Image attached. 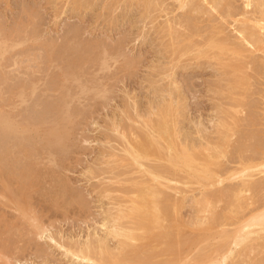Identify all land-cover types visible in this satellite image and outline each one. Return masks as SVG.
I'll use <instances>...</instances> for the list:
<instances>
[{"label":"rangeland","instance_id":"374dc122","mask_svg":"<svg viewBox=\"0 0 264 264\" xmlns=\"http://www.w3.org/2000/svg\"><path fill=\"white\" fill-rule=\"evenodd\" d=\"M247 38L264 46V7L252 0H222L214 9L203 0H0V121L43 131L35 135L17 125L16 132L7 131L0 123V180L5 171L8 176L17 170L16 184L7 178L11 190L23 188L25 175L31 181L24 186L35 185L23 202L31 217L25 220L2 190L6 178L0 182V264H91L72 251L102 244L117 252L121 241L140 246L144 240L127 239L145 227L140 218V226L133 225L132 186L159 189L167 198L160 204L170 224L158 231V242L146 245L159 254L154 263L192 264L220 245L216 232L231 233L263 209L264 188L255 195L241 192L242 210L226 197V204L215 201L212 211L194 203L203 192L264 182V166L235 175L243 169L240 153L251 157L258 145L262 152L256 154L264 153V47ZM220 119L235 137L219 136ZM166 122L176 147L162 134L158 151L134 163L132 149L142 134L155 138L152 126ZM184 145L197 152L191 164L197 178L169 166ZM214 149L218 165L204 176ZM24 150L32 163L25 161ZM166 167L168 178L152 180L154 168ZM216 177L223 181L216 183ZM214 214L222 224L205 228ZM36 224L44 229L42 236L32 229ZM259 234L261 239L252 234L256 239L244 242L246 247L264 242ZM183 237L194 240L184 251ZM165 241L181 256L168 253ZM2 243H12V249ZM238 247L234 252L243 250ZM261 252L250 249L238 257L236 251L226 264H261Z\"/></svg>","mask_w":264,"mask_h":264},{"label":"bare ground","instance_id":"6f19581e","mask_svg":"<svg viewBox=\"0 0 264 264\" xmlns=\"http://www.w3.org/2000/svg\"><path fill=\"white\" fill-rule=\"evenodd\" d=\"M204 2H206V4L211 8V9H214V8H216V6L222 1V0H203ZM255 4H256V6H257V8L259 7V8H261V7H264V0H252ZM183 2H181V4H182ZM149 5V4H148ZM247 40L249 41V40H251L250 38H247ZM251 42L253 43V46H260V45H262V47H264L263 46V44H262V42H260V41H252L251 40ZM257 47H255V48H257ZM262 47H259V49L261 48V49H263ZM101 60V59H100ZM96 64V63H95ZM263 64H264V62H263ZM235 65V64H234ZM108 66V65H107ZM238 66V64H236V66L235 67H237ZM239 66H241V65H239ZM87 67V66H86ZM85 67V68H86ZM76 75V74H75ZM83 76V75H82ZM96 77V76H95ZM88 78V77H87ZM39 80H41V79H39ZM45 81V80H44ZM98 81V80H97ZM44 83V82H43ZM44 85V84H43ZM72 85V84H71ZM90 86V85H89ZM94 87V86H93ZM20 90V89H19ZM26 90V89H25ZM85 90V89H84ZM61 93V92H60ZM19 94H21V93H19ZM34 95V94H33ZM82 97V96H81ZM68 101V100H67ZM66 101V102H67ZM89 101V100H88ZM170 105V104H169ZM171 107V106H170ZM249 108H251V107H249ZM164 110H166L165 108H164ZM171 110V109H170ZM177 110H178V108H177ZM253 110V109H252ZM168 111V110H167ZM250 111V110H249ZM162 112V111H161ZM165 112V111H164ZM170 112V111H169ZM258 113V112H257ZM167 114V113H166ZM4 115V114H3ZM2 115V116H3ZM253 116V115H252ZM4 117V116H3ZM233 117V116H232ZM256 117H257V115H256ZM240 118V117H239ZM252 118V117H251ZM232 119H234V124L235 123H239V119L235 116V117H233ZM253 119V118H252ZM254 119H255V116H254ZM221 121H222V119H220ZM219 120V121H220ZM262 120V119H261ZM220 121V122H221ZM241 121L242 120H240V123H241ZM253 123H254V121H257V119L256 120H251ZM163 122H165V121H163ZM247 122V121H246ZM257 122H259V121H257ZM0 123H2L1 125H4L3 126V128L4 129H6L7 130V128H9L10 130L12 129V130H14L15 129V132H16V128H15V126L17 125V124H19V123H17L16 125H14L12 122H10L9 121V119L8 120H2V121H0ZM151 123V122H150ZM249 123H250V118H249ZM21 124V123H20ZM20 124H19V126H20ZM23 124H25V123H23ZM246 124H248V123H246ZM245 124V125H246ZM0 125V126H1ZM153 125V124H152ZM155 125V124H154ZM152 126L153 128L152 129H154L152 132H154V133H157V136L154 138V136L152 135H150V134H147V135H143V134H145V133H143L142 134V138H141V141L138 143L137 142V144L135 145V147L133 148V147H131V149L133 150L132 152H133V156H132V161L134 162V163H138V160H137V158H139V157H143V156H147V155H150L151 153H153L154 152V150H156V152L158 151L157 150V148L155 147L156 145H157V141H158V138H162L161 137V135L162 134H165V135H167L169 138H170V145L174 148V147H176V143L171 139V137L173 136L172 135V132H171V128H170V126H169V124L166 122L165 124L163 123V124H161L160 125V127L159 126ZM157 125V124H156ZM159 125V124H158ZM162 125H164V126H162ZM257 125H258V123H257ZM18 126V125H17ZM16 126V127H17ZM18 126V127H19ZM22 126V125H21ZM24 126V125H23ZM19 127L20 129H22V130H27V131H30V133L31 134H38L39 132V134H43V131L41 130L40 131V129L38 128V127H36V126H32L31 127V125H25V126H27V127ZM219 126H220V128H219ZM240 126V125H239ZM250 126H251V123H250ZM2 127V126H1ZM17 127V129H19ZM31 127V128H30ZM36 127V128H35ZM173 128H175V127H173ZM218 128L219 129H222L223 131H221V133L219 134V132H218V129H217V132H218V134H219V136H223V137H229L228 135H229V133H228V131H230L229 129H228V125H226V123L224 122V121H222L220 124L218 123ZM9 129L7 130V131H9ZM148 130V129H147ZM19 131V130H18ZM14 132V131H13ZM20 132H21V130H20ZM42 132V133H41ZM174 132V131H173ZM244 132H245V130H244ZM253 132V131H252ZM256 132V131H255ZM47 133H49V132H47ZM51 133H53V131L51 132ZM175 133V132H174ZM232 133V132H231ZM140 134V133H139ZM257 134H258V132H257ZM172 135V136H171ZM241 135H243V134H241ZM245 135V134H244ZM249 135V134H248ZM141 136V135H140ZM139 136V137H140ZM232 136V138H233V136L234 135H231ZM254 135H252V137H253ZM262 136V135H261ZM235 137V136H234ZM240 137V136H239ZM243 137H245V136H242V139H243ZM247 138L249 137V136H246ZM257 137V136H256ZM219 138H222V137H219ZM229 138H231V137H229ZM231 138V139H232ZM255 138V137H254ZM260 138V137H259ZM241 139V140H242ZM246 139V138H245ZM244 139V140H245ZM257 140H258V138H256ZM143 140V141H142ZM235 140H236V138H235ZM238 140H240V139H238ZM248 140H250V137H249V139H247V141H246V143L248 142ZM255 140V139H254ZM253 140V141H254ZM256 140V141H257ZM234 141V140H233ZM22 142V141H21ZM231 142V141H230ZM243 141H241V143L240 142H238V144L240 145V146H242L243 144H244V142L242 143ZM255 142V141H254ZM253 142V143H254ZM229 143V139H228V141H227V144ZM233 143V142H232ZM235 143V142H234ZM258 143V142H257ZM242 144V145H241ZM249 144H250V142H249ZM248 144V145H249ZM245 145V144H244ZM243 145V146H244ZM250 146H252V145H249V147ZM254 146H255V144H254ZM254 146H252V149L254 150L255 149V147ZM260 145H258V147H259ZM248 147V146H247ZM254 147V148H253ZM258 147H256V149L259 151V148ZM217 148V147H216ZM237 148V147H236ZM262 148V147H261ZM249 149H251V148H249ZM251 149V152L252 153H254V151ZM20 150V149H19ZM23 150V149H22ZM29 150V149H28ZM216 150H218V149H216ZM215 149L213 150V152L212 153H208V156H207V160H206V163H205V165H206V167H204L203 168V172H204V176H208V173L210 172L211 174H213L212 172H213V169L214 168H216L217 166L216 165H218L216 162V156H215V153L214 152H217ZM240 150V149H239ZM256 150V151H257ZM263 150V149H262ZM14 151V150H13ZM21 151V150H20ZM20 151L19 152H17V154H19L20 153ZM241 151H246L245 149H242ZM249 151V150H248ZM257 151V152H258ZM23 152V151H22ZM21 152V155L23 154ZM24 152H27V151H25L24 150ZM257 152H255V154H253V155H256V156H259V154L257 155L256 153ZM260 152H262L261 150L259 151V153ZM264 152V151H263ZM11 153H12V151H11ZM10 153V154H11ZM28 153V154H27ZM26 153V156H24L23 155V157H24V159H27V160H25V161H29L30 159H31V155L32 154H30V152H27ZM236 153H238V151L236 152ZM239 153H240V151H239ZM7 154H9V153H7ZM10 154H9V157H10ZM129 154H130V156H131V152H129ZM243 154H246V153H240L239 155V159H241V161H239L240 162V164H242V170H240V172L239 171H237L236 173H235V175H238V177H239V175H241V174H243V172H245L246 170H248V169H250V168H258V167H263L264 166V153H261L260 154V156L259 157H254V159L252 158V156L250 157V154H249V157H248V155H247V157L244 155L243 156ZM248 154V153H247ZM20 155V156H21ZM27 155H30V157H28L27 158ZM34 155V154H33ZM194 155H197V152L195 151V150H193L192 148H190L188 145H184L183 146V151L181 152V153H178V152H175V156L173 157L174 158V160L172 161H170V163H169V166L171 165V163H172V168L175 170H177L178 168H182L181 170L180 169H178V170H180V171H183V173L185 172V174H186V176L188 177V178H191V179H194V178H197V174H196V172H195V170H194V168L191 166V164H192V162H193V158H194ZM238 155V154H237ZM7 157H8V155H7ZM12 157V156H11ZM246 157V159H244ZM0 158H3V157H0ZM9 159V158H8ZM23 159V160H24ZM34 159V158H33ZM33 159H31L32 161H33ZM10 160V159H9ZM20 160H22V157H21V159ZM22 160V161H23ZM255 160H257V161H255ZM0 161H2L1 159H0ZM4 162H5V160H3ZM39 161V160H38ZM246 161V163H244ZM29 162H31V161H29ZM28 162V163H29ZM25 163V162H24ZM27 163V165H29ZM32 163V162H31ZM31 163H30V165H31ZM24 165V164H23ZM26 165V164H25ZM29 165V166H30ZM26 167H28V166H26ZM140 167H141V165H140ZM10 168V167H9ZM31 168H33V167H31ZM36 168V167H35ZM264 168V167H263ZM11 169L12 170H14V168H10V169H7L8 170V172L9 171H11ZM38 169V168H37ZM218 169V168H217ZM216 170V169H215ZM214 170V171H215ZM15 171V170H14ZM14 171H12V174H13V176L16 174V178H14L13 176H12V174H11V172H10V174L7 176V173H6V171L4 172L5 173V175H6V177H3L2 178V175H1V178L2 179H4V178H6V179H4L5 181H7V182H5L3 185H4V188L5 189H2L3 190V192H9L8 193V199L9 200H11V201H15L16 203H15V206H16V212H18L19 214H18V216L20 215L22 218H24L25 220H27V219H30L31 220V217H29L30 216V214H29V216L26 214V212H28V211H26L25 210V207L23 206V202H24V200L27 198V194H29V193H27L28 192V189L30 188H34V186L35 185H33V184H26V185H29V186H27L26 187V185L24 186V182L27 180V181H31V180H28V179H26L27 177H26V175L25 176H23L25 179L23 180V182H22V187L23 188H21V185H17V187H19L18 189L19 190H17V191H19V192H17L16 191V189L14 188V190L17 192V193H19L20 195H16V193H14V192H12V191H14V190H11V188L12 187H10V186H12V184H10L9 185V181H11V183L12 182H16V180H17V173H16V171L14 172ZM28 171H29V169H28ZM261 171V170H260ZM38 172V171H37ZM15 173V174H14ZM21 173V172H20ZM152 173H154L155 175H153V174H151V176L153 177L152 178V180H156V179H159V178H168L169 176H170V168L169 167H166V168H154L153 169V171H152ZM246 173V172H245ZM262 173V172H261ZM27 174V173H26ZM29 174V173H28ZM234 174V173H233ZM4 175V174H3ZM10 175L13 177V179L12 178H10ZM30 175L32 176V174L30 173ZM34 176V175H33ZM231 176H233L234 177V175H230V178H232ZM244 176V175H243ZM243 176H241V177H243ZM227 177V176H226ZM7 178L9 179V181L7 180ZM21 178V177H20ZM217 178V177H216ZM220 180H219V179ZM216 180V183H221L222 181H221V178L220 177H218ZM236 178V177H235ZM0 180V182H3V180ZM10 179H12V180H10ZM16 179V180H15ZM23 179V178H22ZM30 179H32V178H30ZM15 180V181H14ZM19 180V179H18ZM262 182V181H261ZM13 183V184H14ZM24 183V184H23ZM29 183H33V180H32V182H29ZM39 183V182H38ZM16 184V183H15ZM242 184V185H241ZM240 185V188H234V190H231L230 189V191H228V192H226V193H222V192H225V191H218V192H214V193H212V192H203L202 194H201V196L199 197V200L197 199L194 203L196 204V205H198L200 208H206V207H204V205L205 206H208L207 208H211V209H208V210H211L212 211V207L214 206L213 204L215 203V201H217L218 203H219V201L220 200H223L222 202L220 201V203H225L226 204V202H225V198L224 197H226V200L228 199V200H230V202H228L229 204H233V203H235L233 206L235 207L236 206V208H237V206L241 209L242 207H241V205H242V201H243V199L245 198V196L244 195H242L241 194V192H248L249 194L250 193H252L253 195H255L254 193L256 192V194H257V191L259 192V190H262L263 188H264V185H262V184H264V182H262V184L261 183H255V182H250V180H247L246 182H243L242 181V183H241ZM2 185V184H1ZM2 185V186H3ZM33 187H32V186ZM16 187V188H17ZM41 187V186H40ZM36 188V187H35ZM29 189V191L31 192V190ZM132 189H133V191L132 192H134V193H136L137 194V197H136V199L135 200H133V207H132V209H131V211H132V215H133V218H134V227L136 228V227H139L140 226V223H138V222H136L137 221V219L138 218H140V220L142 221V222H145V227H144V230H143V232H142V234H139V235H130V236H128L127 237V239L129 240V239H131V241L132 240H134V241H142V240H144V242L142 241V243H143V245H142V243H140L141 245L139 246V245H136L135 244V246H133L132 244H129V243H131V242H129V243H127L126 241H121L120 243H119V246H118V249H117V252H111V251H108L102 244H98L94 249H92V247L90 246V245H88V246H86L84 249H82V248H80V249H78L77 251H75V250H71L72 251V255L73 256H75V257H79V258H81V260L83 261H87V262H90L91 264L93 263V264H168V262H161V263H157V262H155L154 263V260L152 259V257L154 256H158L159 254H156V253H153V254H151V252H154V250H152L151 252H150V254H148L149 252L147 251V248L149 249V245H152L149 241H153V240H155V242H158V239H159V233H158V231L159 230H161V229H164L168 224H170V222L168 221V217H167V211L164 209V208H162L161 207V204L160 203H162V202H165L166 200H167V198H166V196H163L164 194H162V192H161V190H159V189H152V188H148L147 190H145V191H141V190H138L137 188H135L134 186H132ZM130 190V189H129ZM4 193V194H5ZM31 194V193H30ZM245 194V193H244ZM247 194V193H246ZM244 196V198L242 199V196ZM248 195V194H247ZM28 196H30V195H28ZM26 197V198H25ZM229 197V198H228ZM256 197V196H255ZM230 198H232V200L230 199ZM250 198H251V196H250ZM253 198V197H252ZM166 199V200H165ZM256 199V198H255ZM27 200V199H26ZM165 200V201H164ZM245 200V199H244ZM21 201V202H20ZM232 201V202H231ZM235 201V202H234ZM19 202V203H18ZM26 202V201H25ZM244 202V201H243ZM247 204V203H246ZM262 204V203H261ZM12 205V204H11ZM14 205V204H13ZM30 205V204H29ZM163 206H165L164 205V203L162 204ZM210 205V206H209ZM211 205H213L212 207H211ZM228 206V205H227ZM232 206V205H231ZM166 207V206H165ZM258 207V206H257ZM261 207V206H260ZM206 208V209H207ZM233 208V207H232ZM15 209V208H14ZM30 209V208H29ZM240 209H238V210H240ZM168 210V209H167ZM235 210V209H234ZM242 210V209H241ZM236 211H237V209H236ZM169 213H170V211H169ZM232 213V212H231ZM217 214V213H216ZM216 214H214V216L213 217H211L210 219H208L207 220V222H206V225H205V228H209L210 227V225L213 223V224H216V223H218V221L220 222H222V220H221V218L222 217H220V220H218L219 218H217L216 217ZM244 214V213H243ZM31 215H32V213H31ZM219 215V214H218ZM252 215V214H251ZM33 216V215H32ZM168 216H169V214H168ZM221 216V215H220ZM234 216V215H233ZM33 219H32V221L34 220V217H32ZM239 219V218H238ZM36 220V219H35ZM168 221V222H167ZM27 222V221H26ZM29 222V221H28ZM33 222H36V221H33ZM220 222V223H221ZM31 223V222H30ZM30 223H28V224H30ZM220 223H219V226H220ZM230 223V222H229ZM27 224V225H28ZM33 224V223H32ZM222 224V223H221ZM239 225V226H238ZM237 225V229H235V227H234V231L233 232H226V231H224V230H222V231H218V233L216 232V236L221 240L220 242V245H218L217 247L215 246V248L214 249H211V253H210V251H209V253H207V254H209V255H204V256H200L199 258L197 257L196 259L197 260H195L194 261V263H192V264H226V261L227 260H229V257H231L232 258V255L233 254H236V251H237V254L239 253V256L238 257H244L245 255H246V253L250 250V249H256V250H261L262 252L261 253H263L264 252V242H262L261 243V241H260V244H255V245H252V246H250V247H246V244L244 243V242H249V241H251V239L253 240V238L252 237H254V236H252L251 238H250V236L252 235V234H255V236H257V233L259 234V232H260V234H264V232H262L261 233V231H264V207H263V209H261V210H259L258 212H256V213H254L251 217H248V219H245V220H243L241 223H239ZM198 226H199V224H198ZM221 226H223V225H221ZM31 227H32V229H34V231H35V234L37 235V236H42L43 235V233L45 232L44 231V229H42L41 228V225H39V224H36V225H31ZM203 227V226H202ZM259 228V232H257V233H255L254 232V228H256L257 229V231H258V228ZM7 228V227H6ZM156 228H157V230H156ZM31 229V230H32ZM202 229V228H201ZM29 230V229H28ZM253 230V231H252ZM33 231V230H32ZM256 231V230H255ZM32 233V232H31ZM259 234V235H260ZM10 236V235H9ZM186 235H184V237H185ZM161 237V236H160ZM183 237V240L184 239H186V241L184 240L183 241V245L181 246V250H183L184 251V249H182V248H185L186 246H184V245H189V244H191V242H193L194 240L193 239H191L190 238V240H193V241H190L189 240V238L187 237V238H184ZM260 237V236H259ZM258 236H257V239L258 240H260L261 238H259ZM11 238V237H10ZM51 240H53L51 237H49ZM158 238V239H157ZM166 238V241L167 242H169V239H170V243L172 244V242L171 241H173L171 238H169V237H165ZM164 238V239H165ZM167 238H169L168 240H167ZM249 238V239H248ZM262 238H263V236H262ZM156 239H157V241H156ZM189 241H188V240ZM218 239V240H219ZM254 239H256V237H254ZM264 239V238H263ZM262 239V240H263ZM247 240V241H246ZM165 241V243L167 244V246H169L168 244L169 243H167ZM7 242V241H6ZM137 242V243H138ZM149 242V243H148ZM186 242V243H185ZM187 242H190L189 244L187 243ZM8 244V246L10 245V243H7ZM7 244L5 243V245L2 243V247H6L7 246ZM25 244V243H24ZM148 244V245H147ZM155 244V243H154ZM153 244V246L152 247H154L155 248V245ZM174 244V243H173ZM245 244V246H244V248L243 247H240V246H243ZM11 245H12V243H11ZM11 245L9 246L10 248H11ZM13 245H15V244H13ZM21 245V244H20ZM133 247H132V246ZM146 245L148 246L147 248H146ZM174 246V245H173ZM173 246H169V247H166V251H168V253L170 252V254L172 253V255H173V257H174V255H175V257L179 254V250H177L176 252H174L173 250L174 249H172V248H174ZM239 246V247H238ZM151 247V246H150ZM214 247V246H213ZM236 247H238V249H243V250H236L235 252H234V249L236 248ZM246 247V248H245ZM7 249H8V247H6ZM15 249L17 248V246L16 247H14ZM14 248H13V250H14ZM23 248V247H22ZM144 248H146V249H144ZM2 249V248H1ZM5 249V248H4ZM12 249V248H11ZM21 249V248H20ZM3 250V249H2ZM187 250V249H186ZM4 251V250H3ZM145 251H147V252H145ZM242 252V253H240V252ZM234 252V253H233ZM164 253V252H163ZM182 253V252H181ZM155 254V255H154ZM253 254H254V252H253ZM131 255H133V256H135V258L134 259H132V257L133 256H131ZM163 255V254H162ZM171 255V256H172ZM180 255V254H179ZM179 255L177 256V258L179 257ZM131 256V257H130ZM181 256V255H180ZM219 257L221 258V259H219ZM250 259V258H249ZM153 260V261H152ZM244 260V259H243ZM152 261V262H151ZM157 261V260H156ZM260 263L261 264H264V258L262 257V261H260Z\"/></svg>","mask_w":264,"mask_h":264}]
</instances>
